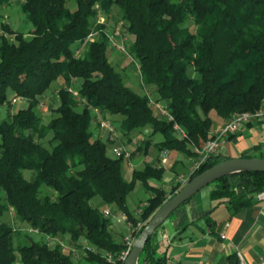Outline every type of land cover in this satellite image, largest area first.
Wrapping results in <instances>:
<instances>
[{
  "label": "trees",
  "instance_id": "1",
  "mask_svg": "<svg viewBox=\"0 0 264 264\" xmlns=\"http://www.w3.org/2000/svg\"><path fill=\"white\" fill-rule=\"evenodd\" d=\"M114 6L133 37L129 52L140 63L143 82L155 87V100L167 103L187 139L177 136L173 123L145 93L127 85L110 61L108 33L97 20L101 10L110 13ZM21 9L33 30L27 35L7 26L0 36V114L11 94L28 100L0 118V264H122L125 242L110 229L113 216L93 201L99 198L127 214L133 225L144 222V228L184 184L178 182L171 193L154 184L166 168L153 162L134 169L127 180L125 157L108 153V140L92 129V110L122 115L119 127L126 135L150 127L163 136L154 143L160 151L195 156L193 145L212 139V130L234 113L264 109V0H23ZM59 80V103L45 122L40 97ZM75 80L78 96L68 89ZM144 141L139 149L147 152L153 140ZM226 158L211 156L191 178ZM138 183L153 195L136 217L127 199ZM212 184V199L236 212L264 192V172L241 171ZM6 212L44 237L71 239L84 250L82 263L61 242L50 246L5 220ZM155 235L139 264H167V257L158 255ZM227 259L241 264L237 253Z\"/></svg>",
  "mask_w": 264,
  "mask_h": 264
},
{
  "label": "crops",
  "instance_id": "2",
  "mask_svg": "<svg viewBox=\"0 0 264 264\" xmlns=\"http://www.w3.org/2000/svg\"><path fill=\"white\" fill-rule=\"evenodd\" d=\"M217 128L212 130L213 135ZM218 153L228 158L245 154L264 157V120L249 122L244 128L225 137ZM149 154L145 155L144 165L153 162L166 168L163 179L153 182L167 189L174 180L189 173L195 158L185 152L169 149H158ZM165 156L168 161L163 164ZM176 172H179L178 177L175 176ZM213 189L214 186L205 194H200L201 189L163 223L154 237L158 255L166 256L167 264H230L227 258L237 253L241 262L264 264V198L257 195L253 205L232 212L225 201L212 199ZM152 195L150 192L149 197ZM96 203H100L99 198ZM122 215L114 216L116 221L110 227L116 234L130 227L129 220H123Z\"/></svg>",
  "mask_w": 264,
  "mask_h": 264
},
{
  "label": "rangeland",
  "instance_id": "3",
  "mask_svg": "<svg viewBox=\"0 0 264 264\" xmlns=\"http://www.w3.org/2000/svg\"><path fill=\"white\" fill-rule=\"evenodd\" d=\"M22 1L23 0H11L8 4L0 5V36L2 33L5 32V27L7 26L13 31H21V32L26 33L27 35L33 30L32 23L28 20L27 16L21 9ZM70 6L74 7V3H70ZM117 11H118V7L116 6H114V8L112 9L110 13H107L101 10V12L99 13V18H101L102 19L101 21L104 22L105 29L108 32V34L113 33L115 31H119L121 33L119 38L121 41L124 42V44L126 45L125 47L129 51L128 46H130V44L132 43L133 37L127 31V29L122 25V23L118 21L119 17L117 15ZM9 36L11 38H14V35L12 36L9 35ZM108 50H109L108 52H109L110 61L113 63V65H115L116 69L122 73L126 84L129 85L134 90H136L137 92L145 93V94L146 92H148L152 98H155V93H154L155 87L147 85L143 82L141 73L138 71L135 56L130 52L128 54L120 52L117 49L112 48L111 46H109ZM75 82L76 83L74 84V86L77 89V87L80 85V81L75 80ZM62 83H63L62 80L53 82L50 89L43 96L40 97V111H41L42 117H44L43 120L45 122H48L51 119L53 115L52 108L55 107L57 103H59V98H58L59 90L58 89L61 88V86L63 85ZM9 99L11 100L5 103L1 107V114H0L1 119L6 118L8 115L13 114L16 111H18L20 108L26 107L28 105L27 99L17 98L15 96L13 97V94L10 95ZM80 102H81L80 103L81 105L85 104V102L82 100H80ZM92 113L94 115L92 129L95 131V134H97L98 132H100V129L98 128V124H97L98 122L97 117L99 115L94 111V109L92 110ZM103 115L114 123L118 131V134L116 136H113L112 138H108V135H106V132H103L104 137H102V139L108 140V143H109L108 153L112 155L113 157H117L115 153H113V147L115 146H119V147L123 146V148H126L131 153L130 154L131 160H132L131 162L134 167L133 166L129 167L127 163V159H125L123 163L124 176L127 180H130L132 178V173L134 169H141L142 167H144L143 160L145 159V155L148 154L149 156L150 155L149 153H151V151L157 152L158 147L155 146L152 142L154 141L156 142L160 139H163V136L159 133L152 134V129L150 127H146L141 130H137L129 135H126L121 131L119 127L121 120L123 118L122 115L110 114V113H105V112H103ZM146 138L153 140L150 144V149L147 152L144 149L142 150L139 149L141 144H146V142L144 141ZM176 173L177 174L175 176L178 177L179 172H176ZM177 183H178V180L177 181L174 180L173 185L170 186V188L168 189L166 188L168 190V193H171L173 187L176 186ZM212 186H214V184L212 183L207 185L206 187L202 189V191H200L201 192L200 194H203V193L205 194V192H207V190H210ZM149 195H150V191L147 190L145 186H143L140 183L136 184V186L134 187L133 191L129 194L128 199H127V204L129 206V209L132 211L134 216L136 217L138 216V208H140L139 205L143 202L144 199L148 198ZM96 200L97 199L93 201L94 202L93 204L98 205L100 209H105L107 207L112 209L111 211L113 214L110 216H113L114 222L116 221L114 216L117 217L121 214H125L120 211L115 212L114 208L107 206L105 204H100V203L98 204L96 203ZM146 204H147V201L143 202L141 206L144 207L146 206ZM125 215L127 216V214ZM3 218L11 222L14 226L20 227L24 231L31 233L35 239H39V240L44 239L46 242H48L50 246H55L57 243L61 242L64 249L67 252H71L72 257L76 261L81 262V259L84 255V250L82 247L76 246L75 243L71 239L66 238V237L62 238L60 235H58L57 237H53V238L50 236L44 237L40 235L38 232H36V230L34 231V230L29 229L26 225H23V224L21 225V223L15 218L13 212H8V213L6 212ZM127 219H128V216H127ZM132 228L133 226H130L128 229L126 228L120 233H117V234L116 232L115 233L113 232V233L115 236H117L116 238L118 240H123L125 242L126 237L132 233L133 231Z\"/></svg>",
  "mask_w": 264,
  "mask_h": 264
},
{
  "label": "built area",
  "instance_id": "4",
  "mask_svg": "<svg viewBox=\"0 0 264 264\" xmlns=\"http://www.w3.org/2000/svg\"><path fill=\"white\" fill-rule=\"evenodd\" d=\"M102 19L99 18L98 15V20L99 22L104 23L101 21ZM108 33V32H107ZM96 33H92L91 35L88 36V40L94 39L95 36H97ZM120 32L115 31L113 33H109L108 38H109V44L112 48L117 49L120 52L128 54L129 51L125 47L126 45L124 44L123 41L120 40ZM85 49V44L78 47L76 49V55L80 56L83 54ZM138 71L141 73V66L138 60H136ZM68 89L72 93L78 96L79 92L78 90L73 86H69ZM146 95L149 97V102L152 106H154L159 114L165 118L166 120L170 121L173 123V129L175 130V133L177 136L180 137V139H187L188 134L187 131L181 124L177 121H175V118L173 114L171 113L168 105L164 101H158L155 100V98H152L148 92H146ZM94 111L99 115L98 118V128L100 129V132H98L96 135L100 138L104 137L103 132H106V135H108V138H112L113 136H116L118 134L117 128L114 125V123L107 119L104 115L103 112L100 110V108H95ZM264 120V109H258L256 111H244V112H236L233 114L232 118L224 124L223 126H220L216 129L214 133V137L212 139H209L207 141H204L203 143L199 145H194L193 146V151L195 153V158L193 160L192 166L190 167V171L187 175H182L178 178V181L180 183L185 184L192 176L193 173H195L197 170H199L210 158L211 156L217 154L223 144V139L231 134L236 133L240 129L244 128L249 122H252L254 120ZM113 153L117 157L123 156L125 159H127V163L130 166H133L132 160H131V153L126 149L123 148V146H115L113 147ZM168 161V158L165 156L162 159V163L166 164ZM258 197L264 198V192H261L258 194ZM142 206L138 209V212L142 214L143 211ZM112 209L107 208L104 209V214L105 216H110L112 215ZM123 220H128L127 216L125 214L122 215ZM144 222H138L136 225H133L130 222V226H133L132 228V233L126 237L125 239V245L126 249L122 251L120 255V259L124 262L126 256L128 255L129 251L133 247L134 241L136 239V234L143 228ZM222 237H225V234H222ZM107 259L109 262H113V256L112 254L107 255ZM123 264V263H122ZM241 264H246L245 262H241Z\"/></svg>",
  "mask_w": 264,
  "mask_h": 264
},
{
  "label": "water",
  "instance_id": "5",
  "mask_svg": "<svg viewBox=\"0 0 264 264\" xmlns=\"http://www.w3.org/2000/svg\"><path fill=\"white\" fill-rule=\"evenodd\" d=\"M264 172V157H230L190 178L174 195L168 198L136 237L123 264H139L141 252L148 240L170 215L197 192L224 176L241 172Z\"/></svg>",
  "mask_w": 264,
  "mask_h": 264
}]
</instances>
